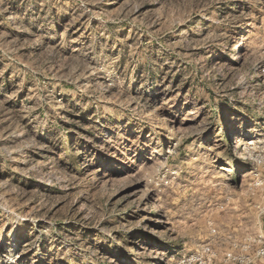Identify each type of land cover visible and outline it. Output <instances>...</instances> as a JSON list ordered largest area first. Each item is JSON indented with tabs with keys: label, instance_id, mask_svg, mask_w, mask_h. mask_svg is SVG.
<instances>
[{
	"label": "rangeland",
	"instance_id": "1",
	"mask_svg": "<svg viewBox=\"0 0 264 264\" xmlns=\"http://www.w3.org/2000/svg\"><path fill=\"white\" fill-rule=\"evenodd\" d=\"M263 206L264 0H0V264L226 251Z\"/></svg>",
	"mask_w": 264,
	"mask_h": 264
},
{
	"label": "built area",
	"instance_id": "2",
	"mask_svg": "<svg viewBox=\"0 0 264 264\" xmlns=\"http://www.w3.org/2000/svg\"><path fill=\"white\" fill-rule=\"evenodd\" d=\"M264 216V206L262 207ZM212 238L198 243L192 251L180 249L167 258V264H264V230L244 242L232 241L230 248L222 251L220 234L209 223Z\"/></svg>",
	"mask_w": 264,
	"mask_h": 264
},
{
	"label": "bare ground",
	"instance_id": "3",
	"mask_svg": "<svg viewBox=\"0 0 264 264\" xmlns=\"http://www.w3.org/2000/svg\"><path fill=\"white\" fill-rule=\"evenodd\" d=\"M246 148V147H245ZM247 149V148H246ZM244 150V149H243ZM222 170L225 172V173H230V171L227 169V168H222ZM156 264V263H154Z\"/></svg>",
	"mask_w": 264,
	"mask_h": 264
}]
</instances>
